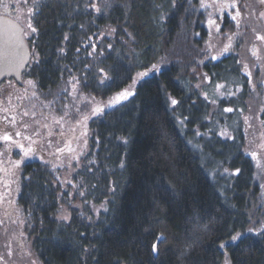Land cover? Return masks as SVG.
Wrapping results in <instances>:
<instances>
[{"label": "trees", "instance_id": "trees-1", "mask_svg": "<svg viewBox=\"0 0 264 264\" xmlns=\"http://www.w3.org/2000/svg\"><path fill=\"white\" fill-rule=\"evenodd\" d=\"M201 3L43 1L37 19L42 100L68 102L71 80L101 99L136 84L130 101L88 122L89 150L74 175L82 196L68 221L58 217L59 188L46 169L28 171L17 189L11 221L39 264H264V179L257 162L220 139L221 150L212 154L191 143L210 110L195 89L197 73L241 74L237 55L203 63L208 37ZM239 28L227 24L221 31ZM200 105L202 118H192ZM261 119L264 135V112Z\"/></svg>", "mask_w": 264, "mask_h": 264}, {"label": "rangeland", "instance_id": "rangeland-1", "mask_svg": "<svg viewBox=\"0 0 264 264\" xmlns=\"http://www.w3.org/2000/svg\"><path fill=\"white\" fill-rule=\"evenodd\" d=\"M204 1L214 4V0ZM242 1L240 0L238 7L240 5L244 7L241 4ZM246 5L248 6V1ZM252 6L253 11L258 13V17L249 11L247 20L244 18L242 21L238 18L240 32L238 30L236 33H223L212 28L210 38L204 43L207 54L203 63L209 61L218 63L224 56L233 53L232 58L235 55L239 57L237 64L240 65L241 74L226 72L213 78L202 70L197 73L199 81L195 89L210 105V110H208L207 118L204 119L207 122L206 127L202 130L198 127L194 129L192 135L194 143H191L199 151H204L205 147V151L210 154H212L211 151L217 153L221 150L220 145L216 143L218 139L232 143L235 147H242L257 162L264 179V135L261 119L264 112V41L257 39V36H264V18L262 21L260 16V13L264 11V5L258 3V0H253ZM246 15V13L243 14V16ZM246 28H249L250 34L246 33L247 38H244L242 42L241 37ZM229 44L231 47L225 52L224 49ZM254 50L256 55H253ZM135 84L136 80L127 89L107 99H101L81 93L78 83L71 80L69 101L61 99L62 101L57 103L51 111L49 110L50 102L40 98L34 83L27 82L24 88L18 90L19 105L24 108L21 113L19 112L18 117V122L22 126L19 129V136L33 142L49 137L55 131L65 133L67 141L68 138H72L66 144L64 182L59 185L62 189L61 206L58 211L60 220L70 219L72 207H78L82 196L74 175L81 167L82 160L89 150V120L91 117L103 115L130 101L134 97ZM246 84L249 88L248 97L244 102L246 105L244 103L242 105L240 98L243 91L247 90L244 88ZM233 99L239 103L238 106L229 104ZM223 101L226 102L223 104ZM205 105L197 106L192 118H202L201 111ZM226 109H232V111L229 112ZM208 160L212 158L209 157ZM58 175L56 173L57 178ZM11 219L13 218L8 219L7 216L2 217L0 214V264H39L30 250L26 234L21 227L17 228V220L13 223Z\"/></svg>", "mask_w": 264, "mask_h": 264}, {"label": "flooded vegetation", "instance_id": "flooded-vegetation-1", "mask_svg": "<svg viewBox=\"0 0 264 264\" xmlns=\"http://www.w3.org/2000/svg\"><path fill=\"white\" fill-rule=\"evenodd\" d=\"M43 1L0 0V214L2 217L13 218L17 213V189L29 178L26 174L28 171L46 169L51 181L59 188L60 198L62 189L59 185L64 182L66 144L72 140L68 138L67 141L65 133L55 131L49 137L33 142L26 137L16 135L22 127L18 117L24 110L19 105L18 90L24 88L28 81H32L38 90V68L41 65L42 52L39 48L40 30L37 19ZM245 1H248V6L243 9L240 5L239 18L242 21L244 18L247 20L249 11L258 17V13L253 11V0ZM203 3L211 4L208 1ZM225 3L230 4L232 0H215L211 8H201L204 14L202 24L208 39L212 28L215 30L219 28L221 31V28L227 24L236 25L231 19V15H234L236 10L222 9L221 6ZM244 13L247 15L243 16ZM210 18L216 21L214 25L208 23ZM261 19L263 21V18ZM29 23L37 29L36 32L31 31L28 27ZM232 55L233 53L228 54L222 60ZM21 59L23 63H19ZM56 105L57 102H50L49 110H53ZM5 135L10 136L12 140L4 141ZM73 138L75 139V135ZM19 145H23L24 150H21ZM29 149L28 155L25 156L24 151ZM28 166L32 169L28 170ZM56 173L59 174L58 178ZM7 188H9L8 193Z\"/></svg>", "mask_w": 264, "mask_h": 264}, {"label": "snow or ice", "instance_id": "snow-or-ice-1", "mask_svg": "<svg viewBox=\"0 0 264 264\" xmlns=\"http://www.w3.org/2000/svg\"><path fill=\"white\" fill-rule=\"evenodd\" d=\"M214 2H215V0H214ZM239 3H240V0H232V3H230V4H229V3H225V4H223V5L221 6L222 9H235V10H236V11H235V14H234V15H231V19H232L233 21L236 22V26H237V27H239V19H238V18L241 17L240 8L238 7V4H239ZM258 3L264 5V0H258ZM201 7L206 8V9H207V8H211V7H212V4L203 3V0H202ZM244 7H247V5L245 4ZM97 11H99L98 8H97ZM30 14H31V13H30ZM260 16H261V18H264V12H261V13H260ZM208 23H209L210 25H214V24L216 23V21H215V20H212V19L210 18V19L208 20ZM28 27L31 29L32 32H36V31H37V29H36L35 27H33L31 23L28 24ZM217 31H219V28H217ZM66 38H67V37H66ZM229 39H231V37H229ZM257 39H259V40H261V41H264V36H257ZM230 47H231V44H229L228 46H226L225 49H224V51H225V52L228 51V48H230ZM253 55H256V51H255V50L253 51ZM19 63H23V60L21 59V60L19 61ZM141 75H146V74H141ZM28 83H29V84H32L33 82H32V81H28ZM117 99H120V97H117ZM172 103H173V104H176L177 101L173 100ZM226 111H229V112H230V111H232V109H226ZM25 115H27V113H25ZM13 119H15V118L13 117ZM57 122H58V121H57ZM16 135L19 136L20 133L17 132ZM3 139H4V141H11V140H12V138H11L10 136H8V135H5V136L3 137ZM19 147H20L21 150H24V146H23V145H19ZM29 151H30V149L24 151V155L27 156ZM253 156H255L254 153H253ZM16 166H17V167L19 166L18 163L16 164ZM238 171H239V170H237V174H238ZM239 238H240V234H239V233H237L236 235H233V236L231 237V239H232L233 241L238 240ZM159 240L162 241V240H163V237H160ZM222 247H223V245H222ZM152 251H153L154 253L157 252V247H156V244H155V243H154L153 246H152Z\"/></svg>", "mask_w": 264, "mask_h": 264}]
</instances>
